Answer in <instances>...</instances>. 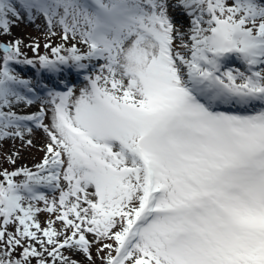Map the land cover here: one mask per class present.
<instances>
[{
  "label": "snow or ice",
  "instance_id": "1",
  "mask_svg": "<svg viewBox=\"0 0 264 264\" xmlns=\"http://www.w3.org/2000/svg\"><path fill=\"white\" fill-rule=\"evenodd\" d=\"M34 128L0 264H264V0H0V142Z\"/></svg>",
  "mask_w": 264,
  "mask_h": 264
},
{
  "label": "rangeland",
  "instance_id": "2",
  "mask_svg": "<svg viewBox=\"0 0 264 264\" xmlns=\"http://www.w3.org/2000/svg\"><path fill=\"white\" fill-rule=\"evenodd\" d=\"M187 19V20H186ZM185 21V22H184ZM178 22L182 23L185 28L189 25V20L187 17H179ZM37 25H39V30H37ZM45 29V22L43 20V17H37L34 23H30L27 21L19 23L18 26L12 28V35L10 37H4V42H7L8 40L15 38L22 39L25 44H27L30 40V38H38L40 40L41 45L44 43V37L43 32ZM55 42H60L59 35H57L55 38H53V44ZM24 50L28 51L27 48ZM43 51V49H41ZM232 64L236 65L237 62L234 61ZM24 67L23 69H19ZM17 70L20 72L22 71L25 75V77L32 76V70L25 67V66H17ZM39 104H33L32 106H26V105H19L18 107H15L13 110L16 111L18 114H33L39 109ZM44 123H48V120L45 119ZM31 126V125H30ZM26 139H31L33 141L34 146L33 147H22L21 141L19 139L13 141V140H5L3 142H0V150H1V156L3 154H6L15 148L20 152L19 158L17 160L16 165H10L12 167H20V166H27L29 168H33V166L39 162H41L43 156H44V147L46 144V136L43 133L42 129H35L33 130V133L31 136H26ZM5 150L6 153L3 152ZM6 164L3 165V167ZM40 219L43 221L45 219V216L42 214ZM91 239V237H89ZM93 252L95 253V249H93ZM77 260H80V257H75ZM97 264H99V260L97 259Z\"/></svg>",
  "mask_w": 264,
  "mask_h": 264
},
{
  "label": "trees",
  "instance_id": "3",
  "mask_svg": "<svg viewBox=\"0 0 264 264\" xmlns=\"http://www.w3.org/2000/svg\"><path fill=\"white\" fill-rule=\"evenodd\" d=\"M4 167L9 168V170H11V169L13 168L12 166H10V165H8V164H6Z\"/></svg>",
  "mask_w": 264,
  "mask_h": 264
},
{
  "label": "bare ground",
  "instance_id": "4",
  "mask_svg": "<svg viewBox=\"0 0 264 264\" xmlns=\"http://www.w3.org/2000/svg\"><path fill=\"white\" fill-rule=\"evenodd\" d=\"M185 22V21H184Z\"/></svg>",
  "mask_w": 264,
  "mask_h": 264
}]
</instances>
